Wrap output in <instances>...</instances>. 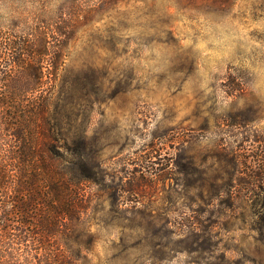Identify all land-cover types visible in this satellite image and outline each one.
Segmentation results:
<instances>
[{"label": "rangeland", "instance_id": "rangeland-1", "mask_svg": "<svg viewBox=\"0 0 264 264\" xmlns=\"http://www.w3.org/2000/svg\"><path fill=\"white\" fill-rule=\"evenodd\" d=\"M86 74L102 165L67 262L264 264V0L121 5L71 42L55 96Z\"/></svg>", "mask_w": 264, "mask_h": 264}, {"label": "trees", "instance_id": "trees-1", "mask_svg": "<svg viewBox=\"0 0 264 264\" xmlns=\"http://www.w3.org/2000/svg\"><path fill=\"white\" fill-rule=\"evenodd\" d=\"M51 1L0 0V264H69L76 224L90 210L86 183L102 162L86 121L92 83L68 78L55 96L59 71L89 23L162 0Z\"/></svg>", "mask_w": 264, "mask_h": 264}]
</instances>
